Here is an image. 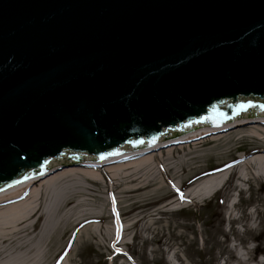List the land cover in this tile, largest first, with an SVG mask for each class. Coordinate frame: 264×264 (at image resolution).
I'll return each mask as SVG.
<instances>
[{
	"label": "water",
	"instance_id": "1",
	"mask_svg": "<svg viewBox=\"0 0 264 264\" xmlns=\"http://www.w3.org/2000/svg\"><path fill=\"white\" fill-rule=\"evenodd\" d=\"M242 120L264 0H0V190Z\"/></svg>",
	"mask_w": 264,
	"mask_h": 264
},
{
	"label": "rangeland",
	"instance_id": "2",
	"mask_svg": "<svg viewBox=\"0 0 264 264\" xmlns=\"http://www.w3.org/2000/svg\"><path fill=\"white\" fill-rule=\"evenodd\" d=\"M245 124L183 141L181 150L174 144L170 157L168 147L159 149L157 173L133 167L114 179L105 171L149 152L92 169L102 183L78 178L65 207L44 196L40 220L14 223L16 229L0 221V264H264V164L249 161L264 150V125ZM227 168L215 195H189L190 187ZM19 200L1 202L0 211Z\"/></svg>",
	"mask_w": 264,
	"mask_h": 264
},
{
	"label": "bare ground",
	"instance_id": "3",
	"mask_svg": "<svg viewBox=\"0 0 264 264\" xmlns=\"http://www.w3.org/2000/svg\"><path fill=\"white\" fill-rule=\"evenodd\" d=\"M244 123H252L250 121L242 120V123H236L231 125H225L218 128H209L193 133L187 134V137H182L175 139L173 141H170L165 144L158 145L156 147L150 148L148 150L140 152L139 155L145 154L146 152H149L147 157L134 162V163H127L122 166H115L105 169L107 173L112 174V176L117 178L119 174H125V171L134 168H147L148 170H154L157 173V170L155 169V158L157 159L160 157V154H153L154 152L157 153V151L163 147L166 146L168 149L165 151V154L170 157L173 153L174 149L172 145H177L178 149L181 150L183 147L187 146H181L183 144H180L184 141H197L200 137H204L205 135L220 133L219 131H223L222 129H225L227 127H230L234 125V129L238 128V125L244 124ZM245 124V125H248ZM264 125V123H261ZM257 128V127H252ZM233 129V130H234ZM249 129V128H247ZM218 131V132H217ZM247 131V130H244ZM243 130H236V133L244 132ZM261 133H264L261 129H259ZM234 132V133H235ZM247 133H250V136L256 137L258 140H261V134L257 130H250ZM218 141V140H216ZM180 144V145H179ZM170 147H169V146ZM165 149V148H164ZM145 152V153H144ZM130 155H138L137 154H119L112 157H108L105 159H101L98 161H93L86 163L88 166L85 169H66L63 172H57L56 174H52L49 178H46L45 180H38L35 182L15 186L12 188L0 190V203L3 201H9V200H15L19 199V201L13 203V205L5 207L1 209L0 211V221H4L6 223V229H16L13 224L15 223L16 226L20 225H29L32 221V219L37 216L38 220L42 217V211L41 210V200L44 196L47 198L54 199V207H65L68 205L72 198H73V189L76 188V185L78 183V178L82 179L83 181L92 180L98 183H102L103 177L100 173L96 172L98 170H92V169H104L106 165H109V163H115L118 161H128V157ZM136 156V157H137ZM249 161H253L254 164H257L258 166L264 164V150L254 156ZM95 163V164H94ZM245 162L243 163V165ZM229 171H226V173H217L213 175L212 177H209L202 182L190 187L188 190L189 195L194 199L198 196V200L200 199V196H203L201 193H206L207 197H211L215 191L218 189H221L225 184V180L227 178V175ZM80 176H83L82 178ZM81 181V180H79ZM73 188V189H72ZM176 201V200H175ZM172 203V201L170 202ZM114 224L118 225V221L115 220L113 222ZM7 239H3L1 242H6ZM0 255H1V248H0ZM2 260L0 259V262ZM22 263V262H19Z\"/></svg>",
	"mask_w": 264,
	"mask_h": 264
},
{
	"label": "snow or ice",
	"instance_id": "4",
	"mask_svg": "<svg viewBox=\"0 0 264 264\" xmlns=\"http://www.w3.org/2000/svg\"><path fill=\"white\" fill-rule=\"evenodd\" d=\"M241 108H243V106H241ZM177 195H179L180 198H181V201H183V196H182V194H180V193L178 192Z\"/></svg>",
	"mask_w": 264,
	"mask_h": 264
}]
</instances>
